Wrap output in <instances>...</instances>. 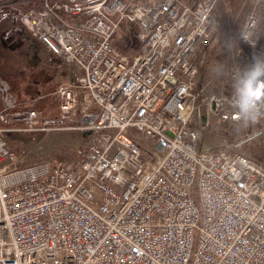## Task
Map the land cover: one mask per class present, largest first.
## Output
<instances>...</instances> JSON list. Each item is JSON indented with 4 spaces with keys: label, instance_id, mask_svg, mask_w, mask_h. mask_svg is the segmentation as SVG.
<instances>
[{
    "label": "built area",
    "instance_id": "2783aa9c",
    "mask_svg": "<svg viewBox=\"0 0 264 264\" xmlns=\"http://www.w3.org/2000/svg\"><path fill=\"white\" fill-rule=\"evenodd\" d=\"M218 1L0 0L1 20L76 70L46 116L0 81V264H264V165L234 152L263 129L214 149L195 121L192 58L218 30ZM249 1L235 77L264 53V0ZM125 25L130 56L115 44ZM238 102L210 111L238 124ZM23 131H81L87 147L19 166L4 133Z\"/></svg>",
    "mask_w": 264,
    "mask_h": 264
},
{
    "label": "rangeland",
    "instance_id": "374dc122",
    "mask_svg": "<svg viewBox=\"0 0 264 264\" xmlns=\"http://www.w3.org/2000/svg\"><path fill=\"white\" fill-rule=\"evenodd\" d=\"M250 6L249 0H219L216 4L213 16L219 22L218 30L213 39L198 46L193 55V62L199 71L193 81L195 121L196 126L201 127V143L214 149L222 146L224 141H237L263 129L260 137L236 148L234 152L263 162L264 165V122L245 120L236 124L224 119L219 111H210L215 98L235 94L234 69L238 49L235 37L244 25ZM10 24L11 32L7 39L9 51L5 50V54L9 53L11 65L5 67V74L3 68H0V80L8 82L20 107L36 105L45 111L44 116L55 112L58 102L54 94L62 83L72 81L75 68L69 67L51 53L22 24ZM14 28H19V31L15 32ZM116 46L127 56L137 51L139 43L130 26L121 27ZM36 84L41 86L47 96L40 103H31L28 97L36 94ZM3 103L4 97L0 93V114L4 113ZM0 127L6 126L0 123ZM4 137L9 147L19 156V166L49 160L73 161L77 159L78 151L87 147L88 141V134L81 131L5 132Z\"/></svg>",
    "mask_w": 264,
    "mask_h": 264
},
{
    "label": "clouds",
    "instance_id": "9594fccd",
    "mask_svg": "<svg viewBox=\"0 0 264 264\" xmlns=\"http://www.w3.org/2000/svg\"><path fill=\"white\" fill-rule=\"evenodd\" d=\"M238 114L255 121L264 116V53L253 54L250 62L239 69L235 80Z\"/></svg>",
    "mask_w": 264,
    "mask_h": 264
},
{
    "label": "crops",
    "instance_id": "0c3cea01",
    "mask_svg": "<svg viewBox=\"0 0 264 264\" xmlns=\"http://www.w3.org/2000/svg\"><path fill=\"white\" fill-rule=\"evenodd\" d=\"M10 23L11 22L8 20L4 21L0 19V51H2V54H0V68H3V70L5 69V67H8L9 65H11V58H10L9 53L5 54V50L9 51V44L7 43L8 41L7 39L11 32L10 27L12 24ZM14 30L15 32H18L19 28H14ZM4 74H5V70H4Z\"/></svg>",
    "mask_w": 264,
    "mask_h": 264
},
{
    "label": "trees",
    "instance_id": "16d2710c",
    "mask_svg": "<svg viewBox=\"0 0 264 264\" xmlns=\"http://www.w3.org/2000/svg\"><path fill=\"white\" fill-rule=\"evenodd\" d=\"M192 61H194L193 58H192ZM259 162H260V161H259ZM261 163H263V162H261Z\"/></svg>",
    "mask_w": 264,
    "mask_h": 264
}]
</instances>
